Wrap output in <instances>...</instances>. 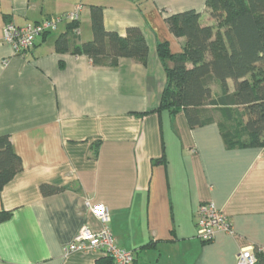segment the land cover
I'll use <instances>...</instances> for the list:
<instances>
[{"label":"crops","instance_id":"crops-1","mask_svg":"<svg viewBox=\"0 0 264 264\" xmlns=\"http://www.w3.org/2000/svg\"><path fill=\"white\" fill-rule=\"evenodd\" d=\"M207 0H0V136L22 161L0 191V264H110L96 251L66 253L85 226L100 228L91 206L109 208L110 227L135 264H237L243 248L260 249L264 264V146L225 145L219 117L192 128L186 114L157 112L167 84L157 46L183 50L167 18L186 10L212 24ZM82 4L76 23L61 22L25 55L5 39L8 23L24 26ZM107 30L139 27L146 63L121 57L96 65L85 54L59 53L93 38L92 6ZM63 188L45 196L41 185ZM212 201L233 233L210 242L197 236V210Z\"/></svg>","mask_w":264,"mask_h":264},{"label":"trees","instance_id":"trees-1","mask_svg":"<svg viewBox=\"0 0 264 264\" xmlns=\"http://www.w3.org/2000/svg\"><path fill=\"white\" fill-rule=\"evenodd\" d=\"M206 8L212 24L203 23L202 13L194 9L167 18L173 34L185 41L179 53H173L167 42L157 46L160 59L173 65L166 68L167 84L156 111L172 115L184 111L192 128L218 116L228 148L263 147L264 0H207ZM91 26V40L71 46L66 32L57 38L56 50L85 54L96 65L116 66L121 57L146 63L149 46L139 27H129L125 36L107 30L99 5L92 6ZM21 170L11 137L0 136V191ZM62 190L41 185L45 196ZM11 215L1 210L0 223ZM260 253L257 264H263Z\"/></svg>","mask_w":264,"mask_h":264},{"label":"built area","instance_id":"built-area-1","mask_svg":"<svg viewBox=\"0 0 264 264\" xmlns=\"http://www.w3.org/2000/svg\"><path fill=\"white\" fill-rule=\"evenodd\" d=\"M82 4L74 10L57 16H47L42 21L24 26L8 23L5 39L15 53L25 55L35 45L36 39L54 30L63 21H78ZM91 212L100 222L98 230L85 226L65 248L66 253L78 251L102 252L113 259L114 264H135L136 254L120 246L110 227L109 208L104 204L91 206ZM197 236L203 242L212 241L218 232L233 233V226L225 213L212 201L203 202L197 210ZM247 247L239 251L237 264H257L260 249Z\"/></svg>","mask_w":264,"mask_h":264},{"label":"rangeland","instance_id":"rangeland-1","mask_svg":"<svg viewBox=\"0 0 264 264\" xmlns=\"http://www.w3.org/2000/svg\"><path fill=\"white\" fill-rule=\"evenodd\" d=\"M264 66V65H263Z\"/></svg>","mask_w":264,"mask_h":264}]
</instances>
